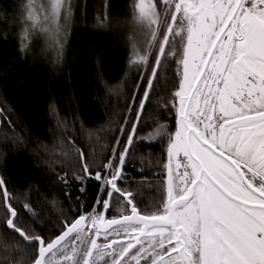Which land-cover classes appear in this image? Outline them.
I'll use <instances>...</instances> for the list:
<instances>
[{
	"label": "snow or ice",
	"instance_id": "1",
	"mask_svg": "<svg viewBox=\"0 0 264 264\" xmlns=\"http://www.w3.org/2000/svg\"><path fill=\"white\" fill-rule=\"evenodd\" d=\"M159 3L135 4L149 47L157 49L132 97L135 119L125 120L99 170L85 162L75 177L81 195L95 180V207L108 212L119 204V218L65 213L46 236L43 227L21 223L0 177L3 222L30 249L32 264H264V0H162L163 19ZM60 6L53 0L54 13ZM26 7L33 18L32 0ZM170 57L179 86L166 107L175 110L177 128L160 178L167 198L149 212L127 187L133 181L126 165ZM79 159H86L83 150Z\"/></svg>",
	"mask_w": 264,
	"mask_h": 264
},
{
	"label": "trees",
	"instance_id": "2",
	"mask_svg": "<svg viewBox=\"0 0 264 264\" xmlns=\"http://www.w3.org/2000/svg\"><path fill=\"white\" fill-rule=\"evenodd\" d=\"M28 3L0 0V177L7 181L21 223L53 236L56 218L65 213L119 218V204L108 212L95 207V180L85 182L81 195L75 177L83 175L85 162L93 172L99 170L125 120L135 119L129 110L132 97L157 49L149 61H133L140 35L136 0H73V22L61 46L47 44L30 28ZM158 10L164 12L162 0ZM159 79L126 165L133 181L127 187L138 207L149 212L162 208L167 198L160 178L177 128L175 110L166 107L179 86L174 57L163 64ZM4 217L0 206V264H32L30 249L6 227Z\"/></svg>",
	"mask_w": 264,
	"mask_h": 264
},
{
	"label": "rangeland",
	"instance_id": "3",
	"mask_svg": "<svg viewBox=\"0 0 264 264\" xmlns=\"http://www.w3.org/2000/svg\"><path fill=\"white\" fill-rule=\"evenodd\" d=\"M152 2H155V0H152ZM52 3L53 0H32L33 7L31 11L33 18H29L28 11L27 19L32 26H30V28L34 29L36 33L41 35L47 44H50L51 46H57V44H59L61 46L73 22V0H60L61 6L55 13L51 7ZM137 3H139V0H136V4ZM157 11L160 13L161 19H163L164 12L161 13L158 8ZM137 24L140 27V35L137 38L138 41L136 43V56L133 61L142 63L148 61L149 55L151 54L154 47L150 48L149 52V42L152 41V38L148 33L147 27L142 24L138 18ZM161 28H163L162 25ZM157 36L159 38V33H157ZM141 57H147V59L141 61ZM92 214L94 215L95 212ZM103 214L105 215V213Z\"/></svg>",
	"mask_w": 264,
	"mask_h": 264
},
{
	"label": "water",
	"instance_id": "4",
	"mask_svg": "<svg viewBox=\"0 0 264 264\" xmlns=\"http://www.w3.org/2000/svg\"><path fill=\"white\" fill-rule=\"evenodd\" d=\"M154 49V48H153ZM153 51V50H152ZM151 54H152V52H151ZM151 54H150V57H151ZM150 59V58H149ZM149 61V60H148Z\"/></svg>",
	"mask_w": 264,
	"mask_h": 264
}]
</instances>
